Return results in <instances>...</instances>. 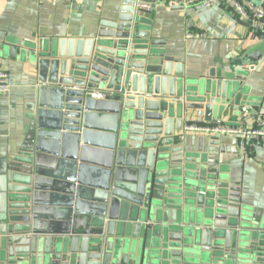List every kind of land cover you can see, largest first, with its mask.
Returning <instances> with one entry per match:
<instances>
[{"label": "water", "instance_id": "95a60500", "mask_svg": "<svg viewBox=\"0 0 264 264\" xmlns=\"http://www.w3.org/2000/svg\"><path fill=\"white\" fill-rule=\"evenodd\" d=\"M155 1L121 0L91 37L0 43L37 82L0 169V264H264V209L210 164L238 139L173 147L182 124L239 126L220 122L247 101L244 73L174 69L140 28Z\"/></svg>", "mask_w": 264, "mask_h": 264}, {"label": "crops", "instance_id": "0c3cea01", "mask_svg": "<svg viewBox=\"0 0 264 264\" xmlns=\"http://www.w3.org/2000/svg\"><path fill=\"white\" fill-rule=\"evenodd\" d=\"M252 1L260 5L258 0ZM150 4V8L140 5L148 10L141 15L140 28L159 42L153 51L169 56L174 69L185 76L209 79L232 70L244 73L247 101L240 104L238 115L232 113L220 123L260 127L264 119V35L252 31L247 21L221 4H195L183 9L174 8V4L182 5L174 0ZM121 5V0H0V43L7 38L38 42L91 37L103 17H112ZM187 33L207 35L186 38ZM254 64L257 69L250 71L248 67ZM32 67L0 53V69L8 71L12 81L10 92L0 93V169L4 157L20 148L25 137L28 110L37 87ZM244 106L253 107V111H244ZM181 128L173 147L195 150L201 137L209 139L205 131H185L184 124ZM223 138L232 144L235 137ZM216 152L209 157L210 164L222 168L230 183L240 187L247 203L264 209V138L253 140L247 148L240 147L239 154L221 153L217 148Z\"/></svg>", "mask_w": 264, "mask_h": 264}, {"label": "built area", "instance_id": "2783aa9c", "mask_svg": "<svg viewBox=\"0 0 264 264\" xmlns=\"http://www.w3.org/2000/svg\"><path fill=\"white\" fill-rule=\"evenodd\" d=\"M184 6L200 4L205 7H212L215 5H223L224 7L234 11L238 16L247 21L250 28L254 32L264 35V7L255 4L252 0H174ZM152 4L144 3L143 6L150 8ZM206 33H187L186 38H200L205 37ZM250 71L257 69V65H250ZM12 86L10 73L6 70L0 69V93H9ZM107 93L104 90H91L87 92V96L103 99ZM190 129H198L213 134H226L234 136L238 139L241 148H247L253 140L264 138V119L258 128H246L239 126H214V125H187L185 131Z\"/></svg>", "mask_w": 264, "mask_h": 264}]
</instances>
